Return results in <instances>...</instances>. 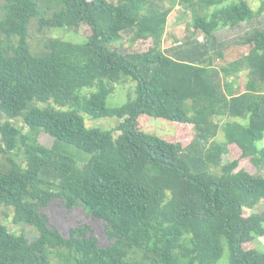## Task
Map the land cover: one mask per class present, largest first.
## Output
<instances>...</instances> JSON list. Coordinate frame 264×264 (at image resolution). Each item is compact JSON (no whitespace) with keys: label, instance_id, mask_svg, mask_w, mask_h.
Segmentation results:
<instances>
[{"label":"trees","instance_id":"16d2710c","mask_svg":"<svg viewBox=\"0 0 264 264\" xmlns=\"http://www.w3.org/2000/svg\"><path fill=\"white\" fill-rule=\"evenodd\" d=\"M229 1L1 0L0 208L36 235L0 219V264H217L225 251L228 264H264L252 245L264 237V28L220 40L221 29L258 16ZM176 6L190 13L191 33L162 49ZM31 20L39 31L87 33L35 52ZM232 45L249 51L218 65ZM242 70L237 94L224 83ZM125 84L130 98L107 106ZM85 116L120 122L88 127ZM146 121H166L176 135L143 132ZM231 151L238 156L225 160ZM59 205L102 221L105 244L82 222L51 225Z\"/></svg>","mask_w":264,"mask_h":264},{"label":"rangeland","instance_id":"374dc122","mask_svg":"<svg viewBox=\"0 0 264 264\" xmlns=\"http://www.w3.org/2000/svg\"><path fill=\"white\" fill-rule=\"evenodd\" d=\"M230 0L229 2H231ZM235 2L239 0H234ZM247 2L250 9L254 12H256V18L249 22V23H243L240 25L239 28L235 29H221L218 31L217 36L220 40L230 42L234 41L236 38H238L240 35H243L244 32L247 29H251L254 27L258 28H264V0H244ZM169 3V2H168ZM168 3H164L162 5V8L167 7ZM2 2L0 0V6ZM262 11L260 12L259 10ZM1 13V11H0ZM191 16L189 12H185L182 7L176 6L171 11L167 24L166 29L164 32V35L162 37V49H168L175 44L179 43L180 41H183L185 36L190 35L191 30L188 28V25L190 24ZM85 33H87V30L84 27H81L78 32L73 33L70 32L66 28H59V29H44L39 31L38 30V24L36 20H31L29 25V44L32 51L40 52L42 45L47 42L51 38L55 39H64L68 41L73 42H81L84 40ZM199 40L201 41L202 38L199 37ZM123 46H128V39L126 36L123 37ZM249 51V47H243L242 53L239 51L238 46L232 45L230 48H228L225 51V58L223 60H219L217 62L218 65H221L225 62L229 63L232 61H235L240 58L241 55L246 54ZM246 83V70H242L240 74L229 76L225 79V85L230 87L232 84L233 86V92L234 93H240L244 91ZM128 86H131L130 84H125L121 88V90L115 91V93L110 96L107 99V106L109 107H115L123 104L126 102L130 97V88ZM132 96V94H130ZM134 95V92H133ZM133 97V96H132ZM5 118L0 115V125L5 122ZM12 124L16 125L18 128H23V131L25 132L27 129L24 127L21 119L17 120H11ZM85 121L88 127H101L103 129H110L114 128L120 120L116 118H104L100 120H92L89 119L87 116H85ZM175 126H170L166 121H146L143 125L142 131L146 132L148 134L157 135L159 137H163L167 140H172L174 136L176 135ZM218 140L222 139L221 133L217 136ZM40 140L42 143H50V139H48L46 136L41 135ZM182 140V139H181ZM183 141V140H182ZM260 145H264V137L261 141ZM238 156V153L236 154L234 151H231L230 154L226 155L224 157L225 160H230L233 158H236ZM17 158H21V155H19ZM248 159L241 158L239 161V168L245 169L246 171L252 173L254 172L253 167H250L248 164ZM215 172H218V169L213 167ZM264 176V171L261 173ZM54 218L51 219V225L59 227L63 232H65L68 228L76 225L78 222L84 223V225H88L91 229L92 234L99 240L100 243L105 244V240L102 234V228L104 226V223L100 220H94L91 217L85 215L82 209L75 208L71 211H67L62 205H59V207H55ZM258 209L253 210H246L245 215H248V213L256 212ZM8 214V216L6 215ZM0 219L6 224L9 230L20 233L21 230H23L26 235L32 239L36 234L34 231V228H30L25 225H21L20 227L16 228L11 224V212L7 209L0 208ZM254 246L257 247L260 251H264V237H260L257 239V241L253 242ZM51 260L53 264H57V260L55 257H51ZM217 264H228V252L225 251L223 256L221 257L220 261Z\"/></svg>","mask_w":264,"mask_h":264}]
</instances>
